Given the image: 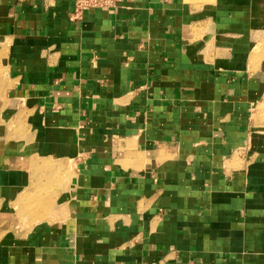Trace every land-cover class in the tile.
<instances>
[{
    "label": "crops",
    "instance_id": "obj_1",
    "mask_svg": "<svg viewBox=\"0 0 264 264\" xmlns=\"http://www.w3.org/2000/svg\"><path fill=\"white\" fill-rule=\"evenodd\" d=\"M74 4L0 0V264H264V0Z\"/></svg>",
    "mask_w": 264,
    "mask_h": 264
},
{
    "label": "rangeland",
    "instance_id": "obj_2",
    "mask_svg": "<svg viewBox=\"0 0 264 264\" xmlns=\"http://www.w3.org/2000/svg\"><path fill=\"white\" fill-rule=\"evenodd\" d=\"M3 57H4V53L0 52V117L1 118L4 115L5 97H6L5 86L7 84V61L5 58L3 59ZM8 201L5 198L0 197V239L6 231L12 230L15 227L13 222H12L13 220L11 221V220L6 219V214L8 213V208H9V210H11V207H12V204L8 203ZM35 207H37V206H35ZM11 212H13V211H11ZM23 226L25 227V226H29V225L24 224Z\"/></svg>",
    "mask_w": 264,
    "mask_h": 264
},
{
    "label": "built area",
    "instance_id": "obj_3",
    "mask_svg": "<svg viewBox=\"0 0 264 264\" xmlns=\"http://www.w3.org/2000/svg\"><path fill=\"white\" fill-rule=\"evenodd\" d=\"M131 0H75L71 21H80L86 12L96 9L116 11Z\"/></svg>",
    "mask_w": 264,
    "mask_h": 264
},
{
    "label": "bare ground",
    "instance_id": "obj_4",
    "mask_svg": "<svg viewBox=\"0 0 264 264\" xmlns=\"http://www.w3.org/2000/svg\"><path fill=\"white\" fill-rule=\"evenodd\" d=\"M10 216V215H9Z\"/></svg>",
    "mask_w": 264,
    "mask_h": 264
}]
</instances>
